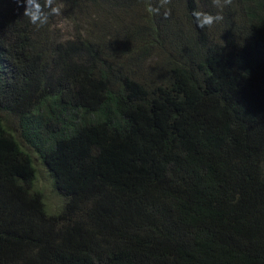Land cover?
I'll return each instance as SVG.
<instances>
[{"label": "trees", "instance_id": "16d2710c", "mask_svg": "<svg viewBox=\"0 0 264 264\" xmlns=\"http://www.w3.org/2000/svg\"><path fill=\"white\" fill-rule=\"evenodd\" d=\"M56 3L0 0V264H264V0Z\"/></svg>", "mask_w": 264, "mask_h": 264}, {"label": "clouds", "instance_id": "9594fccd", "mask_svg": "<svg viewBox=\"0 0 264 264\" xmlns=\"http://www.w3.org/2000/svg\"><path fill=\"white\" fill-rule=\"evenodd\" d=\"M20 2L21 0H17V3ZM23 2L26 5L23 13L24 17H27L29 22L37 28L46 25L50 17L61 15V9L57 5L56 0H23ZM169 3L170 0H159V5L156 7L149 4L147 11L153 15H161V9H164L162 13L163 19H168L171 15V10L166 5ZM232 3L233 0H213V5L221 10L225 6H231ZM192 16L196 26L200 29H210L224 19L219 13L214 15L204 11H193Z\"/></svg>", "mask_w": 264, "mask_h": 264}, {"label": "rangeland", "instance_id": "374dc122", "mask_svg": "<svg viewBox=\"0 0 264 264\" xmlns=\"http://www.w3.org/2000/svg\"><path fill=\"white\" fill-rule=\"evenodd\" d=\"M65 22L66 20H62V22L57 26V28L61 29L63 34H66L70 30V28L66 25ZM10 125H13L12 121H10ZM36 167H37L36 186L42 192L44 201L47 204V206L53 210L61 204V197L52 188V180L49 177L46 169L40 164H38Z\"/></svg>", "mask_w": 264, "mask_h": 264}]
</instances>
